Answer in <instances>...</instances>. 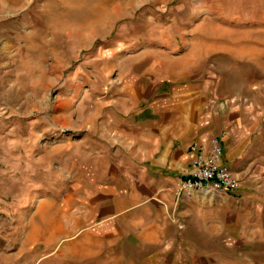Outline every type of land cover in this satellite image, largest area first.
Instances as JSON below:
<instances>
[{
    "label": "rangeland",
    "instance_id": "374dc122",
    "mask_svg": "<svg viewBox=\"0 0 264 264\" xmlns=\"http://www.w3.org/2000/svg\"><path fill=\"white\" fill-rule=\"evenodd\" d=\"M177 86L264 140V0H0V264L140 263L68 222L97 219L87 192L132 172L128 127ZM223 245L177 264H264V242Z\"/></svg>",
    "mask_w": 264,
    "mask_h": 264
},
{
    "label": "crops",
    "instance_id": "0c3cea01",
    "mask_svg": "<svg viewBox=\"0 0 264 264\" xmlns=\"http://www.w3.org/2000/svg\"><path fill=\"white\" fill-rule=\"evenodd\" d=\"M194 89L177 86L157 93L149 107L154 119L128 127L132 145L127 149L132 150L123 168L132 172L105 179L101 171L100 184L92 185L86 197L97 219L79 229L75 219H69L71 236L81 231L92 235L94 242H132L134 253L129 256L141 258L139 264L215 258L222 256L225 242L228 250L238 242H264L261 133L253 131L241 114L197 106L200 94ZM162 110L168 112L163 115ZM213 138L221 146L218 165L239 180L238 188L215 200L197 193L182 195L179 182L194 172L191 147L208 148ZM194 239L198 244L192 243ZM245 250L239 254H247ZM230 253L224 256L235 257Z\"/></svg>",
    "mask_w": 264,
    "mask_h": 264
},
{
    "label": "built area",
    "instance_id": "2783aa9c",
    "mask_svg": "<svg viewBox=\"0 0 264 264\" xmlns=\"http://www.w3.org/2000/svg\"><path fill=\"white\" fill-rule=\"evenodd\" d=\"M191 149L195 152L194 172L179 182V193L185 196L201 193L211 199H218L238 188L239 180L229 169L218 165L221 146L217 139L213 138L208 148L192 146Z\"/></svg>",
    "mask_w": 264,
    "mask_h": 264
}]
</instances>
